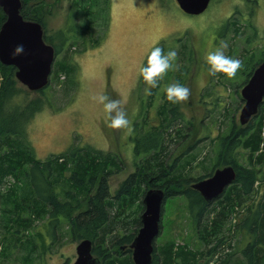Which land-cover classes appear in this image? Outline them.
Listing matches in <instances>:
<instances>
[{"label": "rangeland", "instance_id": "374dc122", "mask_svg": "<svg viewBox=\"0 0 264 264\" xmlns=\"http://www.w3.org/2000/svg\"><path fill=\"white\" fill-rule=\"evenodd\" d=\"M39 1L48 39L62 46L55 60L58 56V60L67 61L70 68L68 77L65 73L57 74L42 94L18 81L17 87L29 91L30 97L43 95L42 107L27 123L23 140L35 158L48 162L54 155L84 146L100 151L105 158L112 155L114 163L103 160L106 164L100 175L107 174L110 194L116 196L124 180L140 171V163L146 157L135 152L134 138L164 127L167 133L171 130L168 125H172L184 127V133L180 139L173 138L169 142V162L178 158L180 162L185 153L194 155L187 168L190 185L214 168L215 163L222 167L225 156L221 153L220 137L226 135L233 124L238 128L243 126L239 119L245 104L241 90L264 54V0H211L200 14L185 13L176 0H100L104 9L93 6V0H88L90 13L84 10L85 0ZM33 5V2L28 3L29 8ZM155 46L165 51L175 49L177 58L158 87L147 95L139 68ZM217 48L241 60L242 66L235 77L209 73L205 56ZM54 65L55 61L53 68ZM176 82L187 86L190 95L187 101L173 104L166 99V89ZM97 92H104L110 99L126 98L124 107L132 123L131 133L107 125L102 105L92 99ZM167 105L176 107V112L169 113ZM175 131L172 130V136ZM234 154L238 163L250 165L248 149L240 146ZM257 167H260V177L255 182L256 202L264 194V162ZM70 173L65 172L67 178ZM153 179L142 188L141 197L122 210L127 220L138 218L130 233L137 235L142 225L146 191L165 189L153 184ZM64 181L61 184L67 190L72 181ZM21 183H18V195L23 193ZM15 184L16 177L8 175L0 185L1 192H10ZM186 186L173 188L178 191L163 202L160 233L155 239L157 251L166 244L195 252L205 249L198 227L193 223L188 198L182 192ZM60 199L66 198L60 196ZM247 207L242 205L231 214L225 230L230 228L236 232L235 224L248 211ZM3 208L0 207V264L74 263L81 240L71 236L69 219L62 216L65 220L52 228L50 215L43 216L16 232L18 223L10 221L7 226ZM118 234L126 235L121 227ZM18 237L23 242H34L36 251L30 252L31 255L21 249ZM244 238L243 235L231 236L219 247L232 253L229 264L245 261L242 249L247 240ZM131 243L111 242V254L127 251ZM231 245L233 248L229 247ZM198 257L205 256L199 254ZM214 257L211 263L217 264Z\"/></svg>", "mask_w": 264, "mask_h": 264}, {"label": "trees", "instance_id": "16d2710c", "mask_svg": "<svg viewBox=\"0 0 264 264\" xmlns=\"http://www.w3.org/2000/svg\"><path fill=\"white\" fill-rule=\"evenodd\" d=\"M87 1L85 0L83 7L90 13L91 6ZM99 1L93 0V6L104 9ZM29 2L34 4L30 8ZM42 9L41 1L22 0L21 13L25 19L39 21L43 25ZM5 19L6 15L0 7V27ZM44 38L52 44L45 30ZM54 47L56 54H60L62 46ZM262 60L264 54L254 66ZM69 68V63L58 60L57 56L50 80H54V76L59 73H65L68 77ZM15 72V66L0 61V185L8 175L16 177V184L10 192L4 194L0 189V207H4L2 211L7 226L10 221L16 222V232H20L19 228L26 229L36 218L43 216L50 215L52 228L69 219L71 236L79 241L90 239L93 254L101 259L102 264H135L131 259V248L120 251L121 254L112 255L110 243L133 242L136 234L130 233V230L137 225L138 218L127 220L128 218L123 217L122 210L137 201L143 192L142 188L154 178L153 184L165 188V199L178 191L173 188L187 185L182 192L188 198L193 223L198 227L205 249L195 252L185 247L174 248L173 244H166L157 251L154 243L151 264H214L211 263L214 256H217L214 257L217 264H229L232 253L219 247L224 245L225 239L241 235L247 240L245 248L242 249L246 259L238 264H264V194L258 202L255 199V182L260 177V167L257 164L264 162V100L258 113L246 125L238 128L233 124L227 134L220 137L221 153L225 156L221 165L223 167L232 164L236 169V178L219 197L207 201L187 181V168L194 155L185 153L180 157V162L179 158L169 162V142L173 138L180 139L184 133V127L176 128L172 125H168L171 130L167 133L164 132V127L141 138H134L135 152L143 153L146 157L140 163V171L125 179L116 196H112L107 174L100 175L106 164L103 160L114 163L112 155L105 158L100 151L84 146L54 155L48 162L34 157L23 140L27 123L42 107L40 104L43 103V95L30 97L29 91L21 86L18 88ZM46 87L37 90V93H44ZM165 108L169 113L177 110L170 105ZM172 128L176 129L175 136H172ZM240 146L250 151L249 166L238 163L235 157L234 152ZM218 167L221 166L215 163L214 168L207 170L195 181L210 176ZM67 170L71 172L69 178L65 174ZM64 178L73 182L67 190L62 185ZM19 182H22V195L17 192ZM60 196L66 199L61 200ZM242 205L248 206V211L235 224L236 232L230 228L225 230L231 214ZM120 227L125 230L126 235L119 236ZM18 242L21 249L29 253L36 251L34 242H23L19 237ZM229 247L233 248V245ZM199 254L205 257L199 258Z\"/></svg>", "mask_w": 264, "mask_h": 264}, {"label": "water", "instance_id": "95a60500", "mask_svg": "<svg viewBox=\"0 0 264 264\" xmlns=\"http://www.w3.org/2000/svg\"><path fill=\"white\" fill-rule=\"evenodd\" d=\"M180 8L188 14L204 12L211 0H177ZM6 19L0 27V61L16 67V78L32 91L46 87L50 81L56 57L54 45L46 42L41 22L25 19L21 13L22 0H0ZM24 45L21 55L13 56V49ZM245 104L240 112V123L246 125L259 111L264 100V60L253 70L250 78L241 90ZM236 169L232 164L218 167L205 178L192 183V188L202 197L211 201L221 195L235 180ZM165 191L162 188H150L143 197L145 206L141 214V223L137 235L131 243L132 258L135 264H151L154 243L160 233L162 206ZM77 258L73 264H102L93 254L90 239L81 240L76 247Z\"/></svg>", "mask_w": 264, "mask_h": 264}, {"label": "clouds", "instance_id": "9594fccd", "mask_svg": "<svg viewBox=\"0 0 264 264\" xmlns=\"http://www.w3.org/2000/svg\"><path fill=\"white\" fill-rule=\"evenodd\" d=\"M24 45L18 44L13 49V56L23 54ZM177 58V51L169 49L165 51L159 46L152 47L146 57V63L139 68V75L146 84L145 93L151 95V90L158 87L160 81L173 68ZM205 62L208 65L210 74L223 73L228 78L235 77L242 66L238 58L225 55L222 49L207 52ZM190 89L179 83H172L166 89V99L173 104L188 100ZM92 99L102 105L103 114L107 125L113 129L132 131V123L124 107L126 98L110 99L104 92H97Z\"/></svg>", "mask_w": 264, "mask_h": 264}, {"label": "flooded vegetation", "instance_id": "af4514ba", "mask_svg": "<svg viewBox=\"0 0 264 264\" xmlns=\"http://www.w3.org/2000/svg\"><path fill=\"white\" fill-rule=\"evenodd\" d=\"M250 78V77H249Z\"/></svg>", "mask_w": 264, "mask_h": 264}]
</instances>
